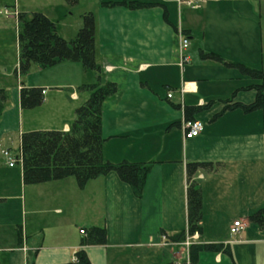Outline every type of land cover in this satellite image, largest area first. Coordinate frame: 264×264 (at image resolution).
<instances>
[{
	"label": "crops",
	"instance_id": "0c3cea01",
	"mask_svg": "<svg viewBox=\"0 0 264 264\" xmlns=\"http://www.w3.org/2000/svg\"><path fill=\"white\" fill-rule=\"evenodd\" d=\"M91 1L100 81L117 86L102 106V156L149 165L142 194L115 172L82 188L73 177L23 183L20 159L9 166L2 152L18 158L23 132L69 131L75 109L89 96L80 87L97 75L62 61L34 64L31 73L17 76L16 63L18 86L0 114V264H65L78 250L90 264H191L190 247L206 243L221 248L199 252L195 264H264V228L247 221L264 209L262 113L225 109L255 97L243 89L252 80L227 64L264 70V0H138L165 4L170 23L159 5L130 9L104 4L122 0ZM182 37L189 40L188 62L180 66ZM11 74L0 64V88H9ZM22 86L43 91L42 104L27 113L20 105ZM186 105L202 107L194 119L203 129L193 138L182 129ZM197 161L216 165L195 176L201 231L187 246L186 164ZM232 218L244 224L235 237L229 233L233 221L224 231L219 225ZM93 226L105 229V243L82 245L86 234L79 231ZM179 233L181 242L172 239Z\"/></svg>",
	"mask_w": 264,
	"mask_h": 264
},
{
	"label": "trees",
	"instance_id": "16d2710c",
	"mask_svg": "<svg viewBox=\"0 0 264 264\" xmlns=\"http://www.w3.org/2000/svg\"><path fill=\"white\" fill-rule=\"evenodd\" d=\"M70 4L77 0H66ZM106 5H125L130 9L159 5L164 9V19L168 20L165 4L138 0H122L104 3ZM82 26L73 40H66L58 34L55 23L44 13H17L18 65L15 71L23 76L32 65L41 68L54 66L62 61L79 62L83 69L97 75L95 81L84 84L80 89L89 92L88 98L74 112V120L67 132L58 130H34L20 135V155L22 180L26 185L73 177L79 188L90 179L115 172L121 181L127 183L133 193L140 197L149 165L146 163L121 161L112 163L104 160L101 132L102 106L105 99L117 91L112 81H100V66L95 60V18L88 12L82 16ZM172 24V23H171ZM174 28L175 25L172 24ZM207 58L219 60L214 55ZM236 68L242 75L249 77L252 83L244 90H254L255 97L250 103L234 102L225 109H240L244 113L261 111L264 125V70L249 68L243 64H227ZM7 90L0 88V114L8 101ZM20 105L23 109L38 107L43 102L42 89L22 86L19 91ZM205 105L204 107H207ZM198 106H185V120H193L194 114L201 110ZM216 164L209 161L188 162L186 164V205L187 230L189 234L201 231L202 195L195 179L198 171H210ZM249 223L264 228V209L247 217ZM175 241H183L184 234L172 236ZM105 229L93 226L86 232L82 245L104 244ZM221 246L216 244H198L190 247V262L195 264L201 251L217 252ZM65 264H90L83 250H78L75 259Z\"/></svg>",
	"mask_w": 264,
	"mask_h": 264
},
{
	"label": "rangeland",
	"instance_id": "374dc122",
	"mask_svg": "<svg viewBox=\"0 0 264 264\" xmlns=\"http://www.w3.org/2000/svg\"><path fill=\"white\" fill-rule=\"evenodd\" d=\"M93 5L95 4L91 0H80L79 3L75 4H70L66 0H0V64L8 66L12 73L6 81L7 87H9L6 89L9 98L10 92L18 86V79L13 74V68L16 67V63L18 64L16 42L18 11L25 12L28 15L35 11L46 14L55 23L63 38L70 41L75 38L77 31L82 26V16L90 12L89 10L92 9ZM31 71L28 72L31 73ZM15 74L20 76L16 71ZM22 80L24 84L29 81L26 76ZM93 80L95 81V78ZM27 111L30 110L25 109L24 113H27ZM42 115L43 112L38 117L40 118ZM238 220L242 221V219ZM228 221L232 222L233 218L220 219L221 231H224L223 228ZM207 222L210 223L211 219H207Z\"/></svg>",
	"mask_w": 264,
	"mask_h": 264
},
{
	"label": "built area",
	"instance_id": "2783aa9c",
	"mask_svg": "<svg viewBox=\"0 0 264 264\" xmlns=\"http://www.w3.org/2000/svg\"><path fill=\"white\" fill-rule=\"evenodd\" d=\"M189 45V40L186 37H182L180 41V63L179 65L182 66L184 63L188 62V57L185 55L184 51L187 49ZM43 93V91H42ZM167 97H171V93L167 94ZM182 129L184 131V137L185 138H193L196 137L200 134V132L203 129V123L200 120L193 119V120H188L184 121L182 124ZM4 158L7 161V164L9 166H12L18 159L21 161V155L17 158L15 155H12L9 150H4L2 152ZM244 224L241 220H235L233 221L232 225L229 228V233L232 236H238L243 229ZM81 234H86V231L84 229H81L79 231ZM197 238V233H193L191 235V238L187 239L185 241V245H189L192 243V240ZM192 239V240H191ZM191 241V242H190Z\"/></svg>",
	"mask_w": 264,
	"mask_h": 264
}]
</instances>
